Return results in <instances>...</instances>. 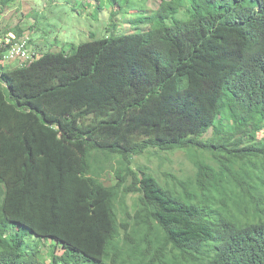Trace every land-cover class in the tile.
<instances>
[{
	"label": "trees",
	"instance_id": "16d2710c",
	"mask_svg": "<svg viewBox=\"0 0 264 264\" xmlns=\"http://www.w3.org/2000/svg\"><path fill=\"white\" fill-rule=\"evenodd\" d=\"M144 1L0 63V264H264V0ZM176 150L186 178L132 161Z\"/></svg>",
	"mask_w": 264,
	"mask_h": 264
},
{
	"label": "rangeland",
	"instance_id": "374dc122",
	"mask_svg": "<svg viewBox=\"0 0 264 264\" xmlns=\"http://www.w3.org/2000/svg\"><path fill=\"white\" fill-rule=\"evenodd\" d=\"M158 2L159 0H146L140 3L145 6L146 10H152L156 8ZM89 5L88 0H18L1 9L0 33H7L6 30L12 32L13 28L18 27L21 28L23 37L31 39L33 45L40 46L43 51H62L68 54L72 52L74 45L89 40L92 32L95 37H99L110 34L111 28L114 33H119L129 31L135 25L131 21L128 26L118 22L119 24L114 28L111 26L109 16L111 6L108 3L100 10ZM138 11V9L128 10L132 13ZM125 17L130 20L127 14ZM116 19L120 20L117 17ZM30 45H28L29 48H31ZM13 61L16 60L2 61V63L12 68L18 65ZM132 161L135 166H148L162 182L170 181L168 175L186 178L194 171L191 160L181 150L145 152L141 155H134ZM101 176L106 183L114 182L111 174ZM40 242L43 252L50 249L49 240ZM61 252L60 248L55 249V253Z\"/></svg>",
	"mask_w": 264,
	"mask_h": 264
},
{
	"label": "built area",
	"instance_id": "2783aa9c",
	"mask_svg": "<svg viewBox=\"0 0 264 264\" xmlns=\"http://www.w3.org/2000/svg\"><path fill=\"white\" fill-rule=\"evenodd\" d=\"M27 37H16L14 32H7L6 34H0V47L5 50L0 51V63L2 61H12L22 65L25 62L31 61L35 58L32 50L27 47Z\"/></svg>",
	"mask_w": 264,
	"mask_h": 264
}]
</instances>
